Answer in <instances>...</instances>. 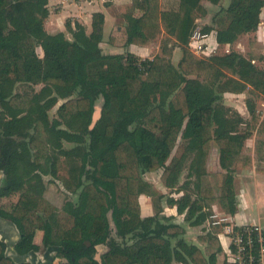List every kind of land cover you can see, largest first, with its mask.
<instances>
[{
	"label": "trees",
	"instance_id": "trees-1",
	"mask_svg": "<svg viewBox=\"0 0 264 264\" xmlns=\"http://www.w3.org/2000/svg\"><path fill=\"white\" fill-rule=\"evenodd\" d=\"M202 1L132 0L126 10V45H144L165 32L183 50L175 66L162 55L151 60L105 54L101 12L93 14L90 33L68 20L69 40L45 30L49 0H0V197L20 193L13 210L0 209V216L16 224L20 254L57 247L60 264H100L89 241L105 246L102 264H217V238H201L212 248L209 258L189 244L184 227L161 216L165 196L144 178L162 170L167 188L184 189L169 203L180 213L187 210V220L216 201L234 214L235 169L249 159L244 149L251 132L258 127L264 135V115L255 101L264 99V69L235 50L200 59L188 47L197 18L207 13ZM263 8L264 0H231L202 30L215 31L220 46L234 44L258 30ZM169 44L164 53L171 52ZM20 84L43 87L38 93L14 92ZM246 91L250 121L224 104L225 93ZM60 101L50 121L49 111ZM100 101L101 115L91 128ZM65 141L75 146L66 148ZM213 142L223 171L220 185L207 166ZM256 152L261 161L263 139ZM44 175L61 180L77 201L68 199L58 210L44 195ZM142 194L151 197L154 216L142 217ZM38 231L41 244L35 241ZM5 251L0 240V264H26Z\"/></svg>",
	"mask_w": 264,
	"mask_h": 264
},
{
	"label": "crops",
	"instance_id": "crops-1",
	"mask_svg": "<svg viewBox=\"0 0 264 264\" xmlns=\"http://www.w3.org/2000/svg\"><path fill=\"white\" fill-rule=\"evenodd\" d=\"M230 1L231 0H229V3L225 8H228ZM131 3L132 0H49L47 5L49 16L45 21V30L52 35L64 33L69 40H73L72 34L69 33L66 28V22L68 20H72L73 22L77 21L83 24L86 27L87 32L90 33L92 31L93 14L101 12L104 14L105 20L103 39L100 44L103 52L105 54L122 55L131 53L137 57L145 59L146 57H150L151 51L155 49V43L126 45L127 19L125 13ZM220 4L221 2L219 4H214L209 0L202 1V5L205 7L207 13L203 17L199 16L197 18L201 21L199 23L196 22L198 28L200 26L203 28V26L213 25V18L211 21L207 19L213 10L216 9L218 13L222 9L219 8ZM206 34H208L206 40L208 45L207 51L209 52L208 57L217 54L218 52L216 51L221 48L224 49V52L235 50L247 58L252 57L253 63L264 69V8L261 12V22L258 30L254 33H247L240 36L234 44L220 46L217 43L215 31ZM210 44L212 45V48L210 47ZM176 48L182 49L178 46ZM174 53L180 60L181 57L179 56L177 49L174 50ZM226 97H230L231 100L237 97H242V104H226L225 102L224 104L237 110L246 120H251V115L246 104V99L248 97L245 92L242 94L225 93L224 98ZM262 112L264 115V111ZM257 129L258 127L251 132L248 142L246 141V147L249 146V149L248 152H244V155L249 159L245 163H239L235 169L234 175L237 210L234 214L228 213L224 207L216 201L207 206L204 204L201 211L198 210L191 220H187V210L180 213L175 204L169 203V200H178L181 198L185 193V190L182 188H167L161 181L162 170L147 172L144 174V178L152 183L154 187L165 196L163 199L164 211L161 216L170 218L172 222L183 226L185 229L184 239L189 244L200 248L205 256L209 258L210 253L213 254V252H211L212 248L207 241H204L201 238H205L208 235L217 238L221 246L220 250L215 255V261L217 264H235L233 259L236 248L233 242V231L239 228L258 226L264 232V152H261L262 160L260 161L256 152V141L258 138ZM209 154L208 170L212 173V171H214L212 167H217V169L220 167L219 150L218 152H210ZM45 176L51 175H44L43 181ZM182 183L183 180H181V184ZM45 185L46 188L44 195L48 199L46 195L47 184L45 183ZM12 194L17 195L18 198L16 201L13 200L15 202L9 205L7 202L11 200ZM19 197L20 193L16 191L3 197L7 212L13 210L19 201ZM139 201L142 217L155 215L151 197L142 194ZM207 212L209 214L204 221L197 224L193 223L196 221L197 216ZM213 215H216L217 217L213 218ZM217 219L223 220L219 224H214V220ZM0 239L7 244L5 251L6 256L18 263L54 264L58 262V264H60L63 261L57 256V252L59 251V248L57 247L47 249L45 252L40 251L20 254L16 249V245L20 240L19 230L11 219L2 216H0ZM98 246L105 247L103 245ZM173 264L185 263L173 261ZM191 264L193 263L191 262Z\"/></svg>",
	"mask_w": 264,
	"mask_h": 264
},
{
	"label": "rangeland",
	"instance_id": "rangeland-1",
	"mask_svg": "<svg viewBox=\"0 0 264 264\" xmlns=\"http://www.w3.org/2000/svg\"><path fill=\"white\" fill-rule=\"evenodd\" d=\"M229 3V0H222L221 1V4L219 5V8H225V6H227ZM167 6H164V8H166ZM217 13L216 9L213 10L211 12V14H209L208 16V19L209 21L212 20V18L214 17V15ZM203 17V16H202ZM201 27V26H200ZM199 27V28H200ZM204 27V26H203ZM202 28V27H201ZM170 37H168L166 35L165 32H160V33H157V35H155L152 40L149 42V43H155V49L153 51H151L150 53V57H146L145 59H154L155 56L157 55H162L164 56L166 59L170 60L175 66H178L180 60L182 59L183 57V50L180 49V48H176L177 46L180 47L177 43H175V41H172L171 38L169 39ZM171 41V42H170ZM148 43V44H149ZM166 43H170L168 45V49L171 50V52L169 54L167 53H164V48H165V45ZM210 43V42H209ZM212 44V43H211ZM210 44V47L212 48V45ZM177 49V51L179 52V56L181 57L180 60H179V57L174 53V50ZM223 48L221 49H218L216 52L218 53H222L223 52ZM38 53L39 55H43V51L38 48ZM211 54V53H210ZM209 55V52L207 51V56L206 55H201V56H197L195 55L197 58H200V59H207ZM142 58V57H141ZM144 59V58H143ZM201 80L203 81H207V82H210L212 80V77H202ZM43 85H35V84H20V85H17V88L16 90L14 89V92L18 91V92H21V93H25V92H35V93H38L41 89H42ZM245 94L247 95V97H250L251 94H249L248 91L245 92ZM242 97H237L233 100L230 99V97H226L224 98V102L227 104H236V105H239V104H242ZM245 101V100H244ZM255 101L257 103V108L261 111H264V99L262 98H255ZM64 101H60L54 108H52L50 111H49V116H50V121H52L53 119H55L57 116H58V113H57V110H58V107L63 103ZM100 108L101 109V101L99 102L98 106H97V109ZM0 111H1V107H0ZM97 119V118H95ZM95 119H94V122H95ZM263 139L264 140V135H258V138H257V141H256V144L258 142V140H261ZM182 142V139L179 138L178 139V144H180ZM248 142V140H247ZM246 142V144H247ZM64 144V147L66 148H72L75 146L74 143H70V142H63ZM248 149H249V146L246 147L245 145V149H244V152H248ZM246 150V151H245ZM210 152H218V149H217V145L213 142L212 143V147L210 149ZM210 155V154H209ZM209 158V157H208ZM207 166H208V161H207ZM212 169L214 171H212L211 173V180L212 182L215 184V185H220L221 181H222V174H223V171L220 167H212ZM211 169V170H212ZM64 172L61 170L60 172V175L63 174ZM186 176H187V171L184 172L183 174V178H181V180H183V183L186 181ZM44 182L47 184V190H46V195L48 197V199L56 206V208L58 210H60L64 203L69 199V200H72L73 202L77 201V195L76 194H70L68 195L65 191V188L63 187V184H62V181L59 180V179H56V178H52L51 176H45L44 177ZM182 183V184H183ZM154 186V185H153ZM155 188V187H154ZM18 196H14V197H11V200H9L7 202V204H12L13 202H15L17 200ZM15 200V201H13ZM111 226L114 227V224L111 222ZM42 236H43V233L41 231H38L37 234H36V237H35V241L39 244L42 243ZM101 251V252H100ZM106 251V248L105 247H100V246H97L95 248L92 249V255L96 258H102V255L105 253ZM29 262V261H28ZM54 264H58V262L54 263Z\"/></svg>",
	"mask_w": 264,
	"mask_h": 264
},
{
	"label": "built area",
	"instance_id": "built-area-1",
	"mask_svg": "<svg viewBox=\"0 0 264 264\" xmlns=\"http://www.w3.org/2000/svg\"><path fill=\"white\" fill-rule=\"evenodd\" d=\"M200 19L196 22L199 23ZM208 34L201 28H196L188 44L189 49L197 56H207ZM217 217L213 215V218ZM223 219L214 220V224H219ZM233 242L235 245V264H263L264 260V232L258 226L239 228L233 231Z\"/></svg>",
	"mask_w": 264,
	"mask_h": 264
},
{
	"label": "flooded vegetation",
	"instance_id": "flooded-vegetation-1",
	"mask_svg": "<svg viewBox=\"0 0 264 264\" xmlns=\"http://www.w3.org/2000/svg\"><path fill=\"white\" fill-rule=\"evenodd\" d=\"M4 181H5V174H4V172L3 171H0V188L3 186V184H4ZM15 194V193H14ZM14 196H16V195H11V197H14ZM3 197H5V196H1L0 197V209H2V210H4V211H7L6 210V205L4 204V201H3ZM15 224V223H14ZM16 225V224H15ZM17 227V226H16ZM18 229V228H17ZM1 241H3L2 239H0ZM5 244H6V242L5 241H3ZM6 247H7V244H6Z\"/></svg>",
	"mask_w": 264,
	"mask_h": 264
},
{
	"label": "water",
	"instance_id": "water-1",
	"mask_svg": "<svg viewBox=\"0 0 264 264\" xmlns=\"http://www.w3.org/2000/svg\"><path fill=\"white\" fill-rule=\"evenodd\" d=\"M100 115H101V109H100V108H98V109L96 108V112H95V114H94V119H95V118H97V119H95V122L99 119ZM95 122L92 124L91 128L94 126ZM86 246H87L88 248H90L91 250H92L93 248H95V247H92V245H91V243H90L89 241L86 242ZM100 247H102V246H100ZM95 259L98 260V262H99L100 264H102V259H100V258H96V257H95Z\"/></svg>",
	"mask_w": 264,
	"mask_h": 264
}]
</instances>
